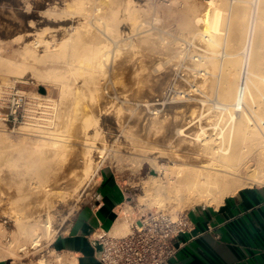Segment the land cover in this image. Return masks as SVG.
I'll return each instance as SVG.
<instances>
[{
	"label": "rangeland",
	"instance_id": "374dc122",
	"mask_svg": "<svg viewBox=\"0 0 264 264\" xmlns=\"http://www.w3.org/2000/svg\"><path fill=\"white\" fill-rule=\"evenodd\" d=\"M78 1L80 0H0V95L3 91H6L9 86L17 84L21 89H23L26 92L27 96L29 97V101L31 100L35 101L37 98L43 97L49 99L51 103L54 104L55 106V117H54V121L52 122L53 124L51 123L52 125H47L48 127L46 125L42 126L43 130L47 132L51 130L53 133L50 131L48 133L47 132L44 133L40 125L39 127L38 125L36 126L35 124H33V126L29 124L27 125V121L20 122L15 126L6 124L4 122H1L0 124V174L1 176L2 174L3 175L5 174L4 179L0 178V239L2 240L3 243H5L8 239L19 238L18 232L16 230L18 226L17 225L18 216H21V218L23 217L22 221L33 218L44 219V217L48 213L52 217V227H51L52 233L49 239L44 240L40 246H36L35 248L30 249V251L27 252V254L26 252H21V259L17 258L15 262H12L13 260L1 261L0 264H11V263L20 264V261L26 262L28 264H35L37 259L44 260L43 258L44 256L46 257L45 260L49 264H57L59 258H62V262L60 264H70L74 262L73 259L69 257V255L68 256L62 255V257L61 255H57L56 253H54L52 256L47 255V249L52 248L51 242L55 238V236H57L59 233L67 229L76 210L83 204L86 198L95 189L101 168L107 164L113 166L119 177L123 180L124 184L129 188L128 192L131 198V205L134 206V208L128 207V210L130 211V213H134V215L130 214L129 216L122 219L127 223L128 227H129V223L133 220L134 216H136L138 212H146L157 208L164 209L173 214L182 211L187 212L190 207L195 206L197 204L191 206L190 205L180 206L176 204L175 201H170V202L166 201L165 203H163V205H160L153 197L147 195V191L145 187L146 178H150L152 175H154L158 181L165 183L167 181L166 178L168 177L167 176L168 172L171 173L172 171L170 170L174 169L172 165L173 164L172 159H169L171 154V149L169 150L170 146L167 147L168 154L161 153L162 152L161 138H163V135L165 133H168V135H173L171 140L174 141L175 143L181 144L179 148L182 149L183 147L189 146L188 140H192V138L194 139L198 137V135L201 133L202 127L204 128V133L201 134V137L217 138L219 136V132L221 131V128H223L226 125V121H227L226 112L222 113L219 110L215 109L214 106L218 102H224L228 100L229 99L228 97L231 95V93L232 94L234 93L235 88L233 89V87L235 85V82L233 83V78L234 81L237 80L238 71L240 68L239 67L240 57H241L239 56L241 55L239 52H241L240 49H242L243 46L242 45L243 43L241 42H243L242 40L244 39L243 32H245L243 29V27H245V25L243 26V23L245 24V22L243 21L244 18L243 17L241 19L239 18L238 23L237 22L231 23L232 21H234V17L232 19L231 16L236 14L235 16L237 20L239 16V11L237 12L238 13L237 16V13L234 12L235 11L234 9L237 7L236 9L237 11L240 8H243V6L246 7L248 5L247 6V10H248L250 7L249 4L244 3L243 5L242 4L243 2L241 3L239 0H238L239 2H236V0L234 1L226 0V2L225 0H218V1L217 0H116V1L111 0L110 7L106 9L98 10V6H99L98 0L95 1L89 0L88 3H86L88 0H85L86 5L85 4L84 5L86 7L84 6L83 9L78 7V5H75L76 2ZM214 2L217 3L219 2L218 6L217 3H215V6H213ZM234 2L237 4H235ZM228 3L230 5L232 4V6L235 5L237 6L235 7L230 6L232 11H229ZM238 3H241L242 6L240 7V4ZM71 4L72 6L69 7V5ZM224 4L225 6H223ZM128 6H131L130 8L132 10L133 8L135 9L133 10V12H137L136 9H138V14H140L141 17L139 18L140 22L138 20L137 21L138 23L136 22V24L137 25L139 24L138 26L142 25L143 27H145L144 25H146L147 29L141 26L140 28L135 23H132V21L133 22L135 21L132 18L127 17L126 20L125 17L127 15V10L125 9ZM216 6L219 7V9H221L220 10L221 14L225 11L224 13L225 16L223 21L221 20L222 25H220L221 27H219L220 30L219 29L214 30L215 36L217 35V31L219 32V35L216 36L220 40L219 45L215 46V48L211 46L212 49H210L209 47L210 45L203 36H200L201 34L199 35V32L203 31V29H205V31H208L211 28V13L213 12ZM77 7L79 9H77ZM111 7L113 8L115 7L114 11L110 10ZM195 9L196 11H194ZM263 9H264V4H263ZM96 10L99 12V15ZM96 12H97V16L95 15ZM121 14L123 15L120 17ZM196 14L198 16H196ZM226 14L228 15V17L230 15L231 19L226 17L227 16ZM109 15H111L112 17L110 18ZM116 16L118 21L116 19ZM145 16L148 17L145 18ZM190 17H192L193 23ZM198 17H201L203 21L202 22L197 21L194 23L195 19L193 18L197 19ZM225 17L228 19L229 23L231 24H228ZM120 19H123L124 21H120ZM113 21L115 25L112 24ZM144 21L146 22L149 21V22L146 23ZM222 22H224V25ZM226 22L228 25H231V27L225 24ZM79 23H81L82 26ZM90 23L92 26H90ZM196 23L198 25H194ZM86 24L88 26H86ZM93 24H96L97 28L94 27L96 25L93 26ZM235 24L236 25L238 24L237 25L238 29L234 27ZM102 25L105 28L102 27ZM110 25L111 26L113 25L114 27L113 26L110 27ZM192 25H194V27H192ZM226 25L228 27H225ZM132 26L133 29L131 28ZM186 26H188V28H186ZM90 27L92 28L94 27L95 29L94 28L92 29ZM128 27H130L131 30H129ZM224 28L227 33L223 31ZM234 28L236 32H233ZM81 29L83 30L81 31ZM116 29L118 33H115ZM122 30L126 34L122 32ZM263 30L264 29H262V32L264 33ZM90 31L92 33H89ZM106 31H110L111 33H114L115 38L113 37V34L110 33L108 35L109 32L106 33ZM196 31H197L196 34L197 36L195 35ZM150 32L153 33L151 34ZM94 33L95 34L98 33L96 34L98 36L100 34V39H98L99 38L98 36H94L95 35ZM143 33L144 34L150 33L149 36L150 42L143 40L144 39ZM233 33L237 35L239 33V36L238 37L235 36L236 37L235 38L233 37L234 36ZM80 34L83 35L84 37L88 34L87 37L89 38V40L88 38L87 39L85 38L86 40L85 41L84 37H82ZM91 34H93V36ZM227 34H230L229 37L232 35L231 36L232 39L231 37L228 38ZM263 35L264 34H261V37ZM90 36L91 38H95V39H91ZM79 39L83 40L82 43H79L80 41ZM108 39L112 41H109ZM133 39H136L137 42H135V40ZM233 39L234 42L232 41ZM126 41L127 43H125ZM164 41H167L168 43ZM258 41H260V39H258L257 42ZM26 42L28 43V45ZM100 42L101 44L102 43L107 44V47L103 49L105 53L103 57L104 60L105 58L106 60L104 61V66L102 68L100 67L94 68L93 72L95 71L94 72L95 74L92 72V74L90 75L88 74V72L84 73V75L81 76H78L76 74H75L76 76L75 75L73 76L72 73L69 74L66 73L67 71L63 65V63L66 60H70L71 58L73 59L81 55H86L88 53V47H90L93 43L99 44ZM151 42L154 43L151 44ZM163 42L165 45L163 44ZM261 42L262 40L259 43H255V44L261 45ZM43 43L46 44L44 45ZM52 43L53 44L57 43V45L56 44L52 45ZM160 43H162V45L164 46L162 47ZM231 44L233 47H231ZM130 45H133L135 48L133 49V46ZM152 45L157 47L153 49L154 46ZM26 46L32 47L31 49L34 50L35 52L34 55H39L40 53L39 60L43 58V62L42 60L37 61V63L35 64L36 66L32 67V69L35 68V70L39 68L41 72L39 71L40 73L38 75V72H36L38 70L32 71V69L29 67L28 70L23 75L20 76L19 75L16 76V74L8 75L6 71L11 61H18V60L20 61L25 56H27L26 59L32 60L30 58L32 57L31 55H33L31 52H30L31 54L29 53L25 54L24 49ZM56 46L58 47L61 46L60 48L61 53L60 51H58V53H60V55L63 56V57L60 56L61 60H58L60 57L57 58V60H55L56 59L55 57L54 59H52L54 53L50 54L48 52L50 54L49 56H47L48 54L44 53V51L46 52V49L48 51L52 49L53 50L57 49L58 47ZM70 46L71 48L68 49V47ZM34 47L37 48L34 49ZM151 47L153 50L151 49ZM223 47L225 49H223ZM257 47L258 49L255 48L254 51L258 53H256L257 56L254 55L253 60L255 62H258L259 58H261L260 62H264L262 61V59H264L263 58L264 48L261 49L260 46ZM80 48H84V49H80ZM231 48L233 53L232 51H230ZM20 49H22L24 52ZM66 49L69 54L67 52L66 54L64 53ZM213 49L217 52L218 55L215 54L216 52L213 53ZM69 50H71V52H69ZM15 51L18 54H16ZM236 51L237 52L239 51L238 52L239 54L236 53ZM63 53L65 54V56L67 55V57H65ZM71 53L72 54L75 53V54H73L72 56ZM12 54H13L12 58L15 57L14 58L15 60L10 57L12 56ZM198 56H201V58L203 56L204 60L203 59L201 60V58ZM47 57L48 59L44 60ZM231 57L233 59H231ZM257 57H258V61L256 60ZM133 58L135 62L133 61ZM137 58L140 59V61L141 60L142 61L141 62L138 61ZM46 61L48 65L46 66L47 68L45 66H42L44 62L46 63ZM214 62H216L217 64L220 63L222 65L219 66V64L218 65L214 64ZM54 63L58 65H55ZM124 63L125 65H123ZM140 63H142V65ZM228 63L229 65H227ZM127 64L129 65L126 66ZM130 64L131 67H129ZM232 64L235 65L233 66ZM232 66L235 68L231 69ZM60 68L63 70H61ZM133 68L135 69L141 68L140 69L141 72L140 70H135ZM45 69L48 71H46ZM42 70L44 73L42 72ZM234 70L237 73L234 72ZM48 72L52 73V74L49 73L51 75L49 77H48L49 75ZM208 72H211L210 74L214 73L213 76H211ZM41 73L42 75L44 74L43 75L44 79ZM64 73L65 75H63ZM93 74L95 76L98 75L100 77L98 76L95 77ZM203 75L205 76L206 79L203 78ZM229 75H231V77ZM86 76L87 78L85 79ZM137 76H139V78ZM6 77L9 78V81L7 82L8 84L4 82V79ZM91 77L95 79V82ZM210 77L211 79H209ZM55 78H59L61 82L60 80ZM96 78H102V80L100 81L99 79ZM202 78L203 80L204 79L205 80L204 81L200 80ZM82 79L84 80L82 81ZM225 79H227V81ZM70 80L72 83L70 82ZM63 81H65L66 84L63 83ZM92 81L94 82V85L92 84L93 83ZM96 81L97 84L98 83L101 84L95 86ZM134 81L136 82V84H133L135 83ZM209 81L211 84L209 83ZM195 83L196 85L200 86V88L202 89V92L199 94H197V92L194 91ZM207 83H209L211 86H209ZM73 84L76 87L73 86ZM64 86L67 87L66 89L69 90L73 89V91L72 92H70L69 90L64 91L63 90L65 89ZM97 86L98 88H102V89L98 90ZM192 86L193 89H191ZM230 87L231 89H229ZM79 88L82 89L83 92L81 90H77ZM74 90H76L77 92ZM179 91L186 92L188 95L182 96L181 93H178ZM93 92L96 93L94 94ZM66 93H67V97H63V94L64 96H66ZM76 93L77 94L81 93V94L77 95ZM225 95L227 96L225 97ZM63 98L64 99L68 98L67 99L68 101L66 99L64 100ZM73 101L74 103L75 101H78V105L75 103V106L77 105L76 107L73 105L74 104ZM72 105L73 107L71 108ZM77 107L80 113L77 111ZM103 107L104 108L106 107L105 109L107 110V112L106 110H104ZM73 108H76L75 113H73L74 112ZM88 108L91 110H89ZM83 110L85 111L83 112ZM87 111H89L91 115L93 113V116L94 115L96 116L95 117L96 122L93 121L94 120L93 116L90 115L89 117L90 113H87ZM83 115L84 117L86 115L87 116L84 118ZM79 116H81L82 119ZM73 118L74 119L78 118L77 119L78 124L77 122H74ZM70 119H72L74 122V123L72 122L73 123L72 125H75L76 123V125L79 126L80 124L79 127L81 130H79V127L75 126L73 129H71V132L68 131L70 129L67 128L68 125L65 127V124H68L69 122L70 124L69 126H71V122L69 121ZM79 119L82 121H79ZM66 121L68 122L66 123ZM22 123L25 125H23ZM186 124H191L188 128H186L187 135L183 137L178 136L176 132L177 129L180 126H184V125L186 126ZM20 125H22L21 126L22 129L19 128ZM63 126L67 128V131ZM37 127L39 129L35 130V128ZM65 132L66 133L69 132L67 133L68 136L67 134H65ZM74 133H76V136L73 135L74 138H72L70 134H74ZM86 133L88 134L86 135ZM54 135L56 137H54ZM89 135L92 136V137L90 136L92 139H94L93 137H95L94 140L95 142L93 141L95 144L92 142V139L89 141H91L93 144H90V142L83 143L87 146V150H85L86 146L83 145L81 141L82 142L86 141V138L83 139V137L85 136L89 137ZM43 137H45L44 138L45 143L42 145V149L40 150L39 154L42 155L43 157H46L48 161H51L50 163L51 169L47 170L46 172L42 171L44 173L42 175L39 174V176H32L30 173L25 174L26 177L31 178L30 181L33 183V186L36 185L35 182H37V186L34 188V191L30 193V195L27 198H25L23 195L25 194L24 191H20L19 186H17L19 185L18 178H12L11 177L12 171L8 170L7 168H6L7 170L4 172L1 170L5 169L4 162L7 156L16 153V151L19 149H24L25 148L24 146L26 144L32 145L34 143L33 140L43 143L44 142L42 139ZM52 138L54 140L53 141L51 140L52 142L51 141L49 142L50 143L49 146L52 147L49 148L47 147V145L49 144L47 142ZM61 138L63 139L68 138L67 139L68 141L69 138L70 139L72 138V141H74V143H72L71 140L70 142H68L66 139L63 140ZM61 140H63V143H61ZM148 140L150 141L148 142ZM66 141L67 143L65 144L64 142ZM145 141L148 145L144 144ZM158 143H160L159 144L160 146L158 145ZM71 144H73V146ZM142 144H144L146 147H144V145ZM57 145L59 147L60 145L61 146L68 145L69 154L66 153L67 150L65 151V149L68 146L66 147L63 146L65 148L64 149L65 152L61 153L63 151L56 150L58 147L55 149L54 146ZM80 145L85 147H81ZM91 145L92 147L95 146L93 149V153L91 149L92 147H90ZM63 147H60L58 149H63ZM154 147L157 148L155 149ZM45 148L47 150H44ZM49 149L55 152H51L49 151ZM75 149H77L79 152L77 153V150L75 151ZM70 150H72L71 151L72 153H70ZM58 151L60 152V156H63V154L65 153L67 154L66 156L68 157V160H66L67 157H63V159H65L67 163L65 162V160L64 161L59 160L61 158L59 156ZM153 151L155 152L153 153ZM180 152L183 151L181 150ZM145 154L150 155L152 157L156 155L155 157L157 159L155 157L153 158L156 159L157 163H159L160 167L162 168L156 171H152V165H151L152 163L150 161L148 162L145 161L143 163V166L140 169H138L135 166L136 164L131 160V158L139 159L142 158ZM161 154L163 156H161ZM56 158H58V160ZM60 161L61 163H59ZM87 161H89L90 163ZM171 175L174 177L175 173H172ZM30 181L22 184L23 188L26 189L30 185L31 183ZM253 185H260V184L255 183ZM200 204H206V203H200ZM34 213L35 215H33ZM27 216H29V218H27ZM1 223L4 224L2 225ZM128 227H127V231H128ZM127 231L122 235L126 234Z\"/></svg>",
	"mask_w": 264,
	"mask_h": 264
},
{
	"label": "bare ground",
	"instance_id": "6f19581e",
	"mask_svg": "<svg viewBox=\"0 0 264 264\" xmlns=\"http://www.w3.org/2000/svg\"><path fill=\"white\" fill-rule=\"evenodd\" d=\"M95 1V0H94ZM114 1V0H113ZM116 1V0H115ZM218 1V0H217ZM234 1V0H233ZM232 1V3H233ZM243 5L244 3H247L250 5L249 9L247 10V6H243V8H240L239 10L236 11L237 7L234 9L235 11L234 12H238L239 11V16H238V13H237V20H236V14L232 15L231 18L233 19L234 17V21H232L231 23L233 22H239V18L241 19L242 17L244 18V22L245 24L243 23V26L245 25V27H243L244 31V39L242 45V49L241 52H239L241 55L240 57V68H239V71H238V76H237V80L234 81V78H233V83L235 82V85L233 87L234 89V93L232 94L231 92V95L227 98L228 100L224 101V102H218L214 108L219 110L220 112L222 113H225L227 114V121H226V125L221 128V131L219 132V136L217 138H208V137H201V134L204 133V128L202 127V130H201V133L198 135V137L196 138H192V140H188L189 142V146H186V147H183L182 149L179 148V146L181 144H178V143H175L174 141L171 140V138L173 137V135H168V133H165L163 135V138H161V141H162V154H168V151H167V147L170 146L169 150L171 149V154H170V157L169 159H172V165H173V170H170L172 171L171 173L168 172V177L166 178L167 181L164 183V182H160L156 179V177L154 175H152L150 178H146L145 179V187H146V191H147V195L150 196V197H153L157 203H159L160 205H163V203H165L166 201L170 202V201H175L176 204L180 205V206H183V205H195V204H200V203H206V204H214L216 206L220 205L224 199L227 197V196H230V195H234L236 194L239 190H241L242 188L244 187H247V186H251L255 183H259L260 185L261 184H264V62H260L261 61V58H259V61H258V57H257V61L258 62H255L253 59H254V55H256V51L255 48L258 49L257 46H260L261 49L264 48V42H263V36L261 37V34H264L262 32V29H264V9H263V4H264V0H239ZM238 0H236V2H239ZM85 0H80L78 2H76L75 5H78V7H80L81 9H83V7L86 5L85 4ZM89 0L86 2L88 3ZM97 2V1H96ZM226 2V0H225ZM94 3V2H93ZM98 3H99V6H98V10H102V9H106L108 7L111 6V0H98ZM116 3V2H115ZM215 3L217 2H214V5L215 6ZM219 3V2H218ZM218 3H217V6H218ZM235 3V2H234ZM241 3H238L240 4V7L242 6ZM85 4V5H84ZM226 4V3H225ZM225 4L223 6H225ZM229 4V3H228ZM227 4V5H228ZM237 4V3H235ZM88 5V4H87ZM234 5V4H233ZM72 6L69 5V7ZM215 7V9L213 10V12L211 13V28L208 30V31H205V29H203V31H200L199 32V35L200 36H203L206 41L208 42V44L210 45V49L211 46L215 48V46H218L219 45V39L216 37L217 35H219V32L217 31V35L215 36V31L214 30H218L219 27H221L220 25L221 24V20L223 21L224 19V16H225V11L221 14L219 7ZM232 4L228 5V8H229V11H232L231 7ZM237 6V5H235ZM235 6H232V7H235ZM77 7V9H79ZM86 7V6H85ZM89 7V6H88ZM131 6H128L125 10H127V15H126V20H127V17L128 18H132L134 19L135 21L132 23H135L139 20V18L141 17L140 14H138V9H136L137 12H133V10H135L133 8V10L130 8ZM115 8V7H114ZM114 8L111 7L110 10L114 11ZM214 8V7H213ZM54 9V8H53ZM117 9V8H116ZM120 9V8H119ZM226 9V8H225ZM224 9V10H225ZM231 9V10H230ZM121 10V9H120ZM119 10V11H120ZM81 11V10H80ZM97 11V10H96ZM123 11V10H122ZM196 11V9L194 10ZM222 11H223V8H222ZM94 12V10H93ZM98 12V11H97ZM97 12L95 13V15L97 16ZM193 12V11H192ZM198 12V11H197ZM78 13V12H76ZM83 13V12H81ZM112 13V12H111ZM121 13V12H120ZM140 13V12H139ZM155 13V12H154ZM228 13V11H227ZM28 14V13H27ZM103 14V13H101ZM100 14V16H101ZM105 14V13H104ZM107 14V12H106ZM117 14V13H116ZM126 14V12H125ZM124 14V15H125ZM224 14V15H223ZM98 15H99V12H98ZM123 14L120 15V17L122 16ZM147 15V14H146ZM223 15V16H222ZM227 15V14H226ZM231 15V13H230ZM230 15L228 17V15L226 17L230 18ZM28 16V15H27ZM144 16V14H143ZM154 16V15H153ZM190 16V15H189ZM194 16V15H193ZM196 16H198L196 14ZM86 17V16H85ZM99 17V16H98ZM103 17V15H102ZM109 17L111 18L112 16L109 15ZM115 17V16H114ZM118 17V18H120ZM148 17V16H145V18ZM225 17V19L227 20L228 24H231L229 23L228 19ZM108 18V17H107ZM143 18V17H142ZM144 18V19H145ZM191 20H192V17H190ZM230 18V19H231ZM83 19V18H82ZM88 19V17H87ZM105 19V17H104ZM103 19V20H104ZM116 19H117V16H116ZM124 19V18H123ZM123 19H120V21H124ZM195 19L194 20V23L195 22H202L203 19H201V17H198L197 19L196 18H193ZM85 20V19H84ZM102 20V19H101ZM110 20V19H108ZM115 20V19H114ZM125 20V21H126ZM131 20V19H130ZM150 20V19H149ZM153 20V19H152ZM225 20V21H226ZM254 20V21H253ZM79 21V20H78ZM87 21V20H86ZM93 21V20H92ZM91 21V22H92ZM118 21V19H117ZM251 21L253 22V26H252V38H251V42L250 44L248 45V37H249V30H250V26H251ZM111 22V21H110ZM140 22V20H139ZM142 22V21H141ZM146 22V21H144ZM149 22V21H147ZM146 22V23H147ZM190 22V21H189ZM227 22L225 24H227ZM102 23V22H101ZM120 23V22H119ZM138 23V22H137ZM192 23H193V20H192ZM223 25H224V22H222ZM81 24V23H79ZM112 24H114V21L112 22ZM121 24V23H120ZM190 24V23H189ZM200 24V23H199ZM227 24V25H228ZM96 25V24H93V26ZM115 25V24H114ZM117 25V24H116ZM119 25V24H118ZM122 25V24H121ZM137 25V24H136ZM139 25V24H138ZM137 25V26H138ZM194 25H198L197 23L194 24ZM194 25H192V27H194ZM225 26V27H228L231 25H228V26ZM238 25V24H237ZM235 24L234 27H236L238 29V26ZM31 26V25H30ZM73 26V25H72ZM82 26V24H81ZM85 26V25H84ZM86 26H88L86 24ZM90 26L91 23H90ZM113 26V25H112ZM110 25V27H112ZM130 26V25H129ZM141 27H143L142 25H140ZM138 26V27H140ZM145 29H147L146 25H144ZM97 28V25L94 26ZM93 27V28H94ZM102 27H104L102 25ZM114 27V26H113ZM140 27V28H141ZM169 27V26H168ZM74 28V27H73ZM72 28V30H73ZM86 28V27H85ZM92 28V27H90ZM92 28V29H93ZM101 28V27H100ZM105 28V27H104ZM129 30H131V28L133 29V26L130 28L128 27ZM142 28V29H143ZM171 28V27H170ZM186 28H188V26H186ZM223 28V27H222ZM70 29V28H69ZM95 29V28H94ZM102 29V28H101ZM114 29V28H113ZM193 29V28H192ZM198 29V28H196ZM200 29V28H199ZM83 29H81L82 31ZM98 30V29H97ZM107 30V29H106ZM109 30V29H108ZM119 30V29H118ZM169 30V29H168ZM220 30V29H219ZM228 30V29H227ZM67 31V30H65ZM71 31V30H70ZM87 31V30H86ZM93 31V30H92ZM95 31V30H94ZM101 31V30H99ZM111 31V29H110ZM110 31H106L109 32L108 35L111 33ZM117 31V29H116ZM115 33H118V31ZM189 31V30H188ZM222 31V30H221ZM220 31V32H221ZM225 31V28L224 30ZM243 31V30H242ZM264 31V30H263ZM69 32V31H68ZM122 32H124L122 30ZM140 32V31H139ZM148 32V31H147ZM190 32V31H189ZM226 32V31H225ZM233 32H236L235 31V28H234V31ZM89 33H92L91 31ZM125 33V32H124ZM128 33V31H127ZM141 33H142V30H141ZM140 33V34H141ZM151 33V32H150ZM150 33L149 34H144V41H149V36H150ZM153 33V32H152ZM151 33V34H152ZM191 33V32H190ZM193 33H194V30H193ZM227 33V32H226ZM261 33V34H260ZM30 34V33H29ZM32 34V33H31ZM34 34V33H33ZM67 34V33H66ZM95 34V33H94ZM98 34V33H96ZM94 35V36H98V35ZM113 34V37L115 36L114 33H111ZM121 34V33H119ZM126 34V33H125ZM197 34V31L195 33V35ZM222 34V33H221ZM232 34V33H230ZM230 34H227L228 38ZM234 34V33H233ZM28 35V34H27ZM38 35V34H37ZM74 35V34H73ZM81 35V34H80ZM93 36V34H91ZM154 35V34H153ZM168 35V34H167ZM194 35V34H192ZM198 35V36H199ZM29 36V35H28ZM82 37H84L83 35H81ZM88 34L84 37V40L85 38L87 39L88 37ZM103 36V35H101ZM190 36V35H189ZM197 36V35H196ZM226 36V34H225ZM238 37L239 36V33L238 35L237 34H234L233 37ZM55 37V36H53ZM57 37V36H56ZM100 39V34L98 36ZM111 37V36H110ZM235 37V38H236ZM37 38V37H36ZM40 38V37H39ZM52 38V37H51ZM73 38V37H72ZM81 38V37H80ZM91 38V36H90ZM97 38V37H96ZM106 38V37H104ZM109 38V37H108ZM112 38V37H111ZM115 38V37H114ZM131 38V37H130ZM135 38V37H134ZM152 38V37H151ZM154 38V37H153ZM160 38V37H159ZM194 38V37H192ZM203 38V39H204ZM225 38V37H223ZM234 38V39H235ZM56 39V38H55ZM76 39V38H75ZM74 39V40H75ZM83 39V38H82ZM91 39H95V38H91ZM113 39V38H112ZM132 39V38H131ZM140 39V38H139ZM227 39V38H226ZM225 39V40H226ZM232 39V37H231ZM230 39V40H231ZM234 39L232 40L234 42ZM260 39V41L262 40L261 42V45L260 44H255V43H259L260 41L257 42V40ZM42 40V39H41ZM50 40V38H49ZM80 40V39H79ZM89 40V38H88ZM109 41H112L110 39H108ZM107 40V41H108ZM136 41V39H133ZM162 40V39H161ZM167 40V39H165ZM198 40H199V37H198ZM229 40V39H228ZM38 41V40H37ZM55 41V40H54ZM77 41V40H76ZM83 40H80L79 43H82ZM86 41V40H85ZM96 41V40H95ZM104 41V40H103ZM115 41V40H114ZM118 41V39H117ZM120 41V40H119ZM131 41V40H130ZM129 41V42H130ZM227 41V40H226ZM225 41V42H226ZM60 42V41H59ZM98 42V41H97ZM124 42V41H123ZM150 42V41H149ZM164 42H167V41H164ZM163 42V44H164ZM237 42V41H236ZM27 43V42H26ZM74 43V41H73ZM106 43V41H105ZM105 43H102L101 42L99 44L97 43H93L90 47H88V53L86 55H81L79 57H76V58H71L70 60H66L63 65L66 69V73H72L73 76L76 74L78 76H81V75H84V73L88 72V74H92L94 68H102L104 66V48L107 47V44ZM109 43V42H107ZM127 43V41L125 42ZM139 43V42H138ZM154 43V42H153ZM151 42V44H153ZM158 43V42H157ZM168 43V42H167ZM204 43V42H203ZM227 43V42H226ZM44 44V43H43ZM42 44V46H43ZM46 44V43H45ZM44 44V45H45ZM57 45V43H54ZM52 43V45H54ZM101 44V45H100ZM118 44V43H116ZM161 46L163 47L164 45H162V43H160ZM26 45V44H25ZM28 45V43H27ZM33 45V44H32ZM41 45V44H40ZM59 45V44H58ZM77 45V44H76ZM114 45V44H113ZM120 45V44H119ZM144 45V44H143ZM147 45V44H146ZM149 45V44H148ZM156 45V44H155ZM237 45V44H236ZM256 45V46H255ZM23 46V44H22ZM39 46V45H38ZM37 46V47H38ZM47 46V45H46ZM73 46V45H72ZM125 46V45H124ZM130 46H133V45H130ZM154 46V45H152ZM36 47V48H37ZM54 47V46H53ZM52 47V48H53ZM58 47V46H56ZM114 47V46H113ZM157 46H154V48H156ZM159 47V45H158ZM231 47L232 44H231ZM22 48V47H21ZM24 48V47H23ZM32 47L30 46H26L24 51H25V54L26 53H29V54H33L31 55L32 57H30L32 60L30 59H26L27 56L23 57L22 60H17L18 61H11V63L9 64V67L7 68V74L8 75H14L16 74L17 75H23L27 70L28 68L30 67L32 69V67L36 66L35 64L37 63V61H41L43 62V58L41 60H39V55H34L35 52L34 50L31 49ZM34 47V49H36ZM51 48V47H50ZM60 48L61 46H59L57 49H52L50 51H48L46 49V52L44 51V53L48 54L47 56H49L50 54L54 53V56L52 59H54V57L56 58L55 60H57V58H59L61 55V51H60ZM67 48V47H66ZM70 47H68V49H70ZM128 48V47H127ZM126 48V49H127ZM135 47L133 46V49ZM78 49V48H77ZM80 49H84V48H80ZM152 49V47H151ZM152 49V50H153ZM171 49V47H170ZM223 49H225L223 47ZM22 50V49H20ZM113 50V49H112ZM111 50V51H112ZM156 50V49H155ZM237 50V49H235ZM250 50V54H249V59H248V67L246 69V72L242 78V74H243V63H244V58H245V54ZM264 50V49H263ZM23 51V50H22ZM23 51V52H24ZM58 51H60V53H58ZM118 51V50H117ZM121 51V50H119ZM157 51V50H156ZM163 51V50H162ZM219 51V50H218ZM230 51H232V48L230 49ZM259 51V50H258ZM262 51V50H260ZM19 52V51H17ZM22 52V53H23ZM31 52V53H30ZM50 54H49V53ZM67 52V49L66 51L64 52L66 54ZM69 52H71V50H69ZM75 52V51H74ZM108 52V51H107ZM116 52V51H115ZM216 51L213 49V53H215ZM224 52V51H223ZM227 52V51H226ZM236 51V53H238ZM16 53V51H15ZM21 53V52H20ZM58 53V54H57ZM63 53V54H64ZM68 53V52H67ZM82 53V52H81ZM84 53V51H83ZM109 53V52H108ZM118 53V52H117ZM121 53V52H120ZM210 53H211V50H210ZM233 53V51H232ZM238 53V54H239ZM261 53V52H260ZM18 54V53H16ZM15 54V55H16ZM37 54V52H36ZM64 54V56H65ZM69 54V53H68ZM72 54V53H71ZM75 54V53H73ZM72 54V56H73ZM79 54V53H77ZM216 55L217 52L215 53ZM235 54V53H234ZM21 55V54H20ZM109 55V54H108ZM111 55V53H110ZM116 55V54H115ZM130 55V54H129ZM202 55V54H201ZM213 55V54H212ZM71 56V57H72ZM107 56V55H106ZM133 56V55H132ZM214 56V55H213ZM220 56V55H219ZM257 56V55H256ZM255 56V58H256ZM5 57V56H4ZM11 58L13 57V54L12 56H10ZM19 57V56H18ZM43 57V55H42ZM52 57V56H51ZM63 57V56H61ZM61 57L58 59V60H61ZM67 57V55L65 56ZM201 58V56H198ZM207 57V56H206ZM215 57V56H214ZM260 57V56H259ZM10 58V59H11ZM15 58V57H14ZM12 58V59H14ZM20 58V57H19ZM41 58V57H40ZM204 57L202 56L201 60L203 59ZM211 58V56H210ZM213 58V57H212ZM264 58V57H263ZM48 59L45 58L44 60ZM50 59V58H49ZM65 59V58H63ZM108 59V57H107ZM123 59V58H121ZM131 59V58H130ZM129 59V60H130ZM231 59H233L231 57ZM15 60V59H14ZM138 61H140V59L137 58ZM204 60V59H203ZM131 61V60H130ZM129 61V62H130ZM133 61L135 62L134 58H133ZM132 61V62H133ZM142 61V60H141ZM140 61V62H141ZM144 61V60H143ZM198 61H199V58H198ZM236 61V60H235ZM262 61H264V59H262ZM117 62V61H116ZM125 62V61H124ZM204 62V61H202ZM200 62V63H202ZM232 62V60H231ZM40 63V62H38ZM57 63V62H56ZM54 63L55 65H58ZM128 63V62H127ZM46 64V65H44ZM44 64L42 66H48L47 65V61L46 63L44 62ZM50 64V63H49ZM106 64V63H105ZM108 64V63H107ZM119 64V63H118ZM142 65V63H140ZM139 64V65H140ZM204 64V63H203ZM214 64H217L216 62H214ZM219 66H221L222 64L218 63ZM217 64V65H218ZM125 65V63L123 64ZM129 64H127L126 66H128ZM140 65V66H141ZM229 65V63L227 64ZM233 65V64H232ZM235 65V64H234ZM233 65V66H234ZM41 66V65H40ZM41 66V67H42ZM50 66V65H49ZM115 66V65H114ZM118 66V65H117ZM231 66V64H230ZM235 68V67H233ZM131 67V64L130 66ZM229 67V66H227ZM226 67V69H227ZM38 68V66H37ZM47 68V67H46ZM50 68V67H49ZM142 68V67H141ZM140 68V69H141ZM159 68V67H158ZM238 68V66H237ZM61 69V68H60ZM64 69V70H65ZM127 69V67H126ZM135 69V68H133ZM140 69H135V70H140ZM229 69V68H228ZM36 71L38 72V75L39 73L41 72L38 69L35 70L32 69V71ZM44 70V69H43ZM42 70V72H43ZM46 70V69H45ZM54 70V69H53ZM53 70H50V71H53ZM63 70V69H61ZM97 70V69H96ZM117 70V68H116ZM130 70V69H129ZM5 71V70H3ZM40 71V72H39ZM48 71V70H46ZM59 71V69H58ZM132 71V70H131ZM134 71V70H133ZM232 71V70H231ZM95 72V71H94ZM93 72V73H94ZM141 72V70H140ZM207 72V71H205ZM234 72H236L234 70ZM44 73V72H43ZM51 73V72H48V74ZM61 73V72H60ZM59 73V74H60ZM104 73V72H103ZM107 73V72H106ZM203 73V72H202ZM209 74L211 72H208ZM226 73V72H225ZM230 73V72H229ZM237 73V72H236ZM32 74V73H31ZM36 74V73H34ZM52 74V73H51ZM57 74V73H56ZM58 74V75H59ZM66 74V75H68ZM95 74V73H94ZM93 74V75H94ZM198 74V73H197ZM204 74V73H203ZM214 74V73H213ZM213 74H210L211 76H213ZM33 75V74H32ZM42 75V73H41ZM44 75V74H43ZM42 75L43 79H44V76ZM55 75V74H54ZM61 75V74H60ZM65 75V73L63 74ZM75 75V76H76ZM106 75V74H105ZM51 76L50 74L48 75V77ZM71 76V75H70ZM77 76V77H78ZM95 76V75H94ZM98 76V75H96ZM95 76V77H96ZM102 76V75H101ZM108 76V75H107ZM132 76V75H131ZM150 76V75H149ZM231 77V75H229ZM41 77V78H42ZM56 77V76H55ZM100 77V76H98ZM116 77V76H115ZM120 77V76H119ZM133 77V76H132ZM139 78V76H137ZM209 77V76H208ZM37 78V76H36ZM39 78V77H38ZM52 78V77H51ZM68 78V77H67ZM87 78V76L85 77V79ZM92 78V77H91ZM203 78H205V76L203 75ZM200 79V80H203ZM55 79H58L60 80L59 78H55ZM77 79V78H76ZM74 79V80H76ZM93 79V78H92ZM96 79H99L100 81L102 80V78H96ZM121 79V78H120ZM153 79V78H152ZM206 79V78H205ZM204 79V80H205ZM211 79V77L209 78ZM215 79V77H214ZM230 79V78H228ZM65 80V78H64ZM72 80V79H71ZM70 80V82H71ZM73 80V81H74ZM84 79H82L83 81ZM88 80H91V79H88ZM87 80V81H88ZM94 82H95V79H93ZM122 80V79H121ZM124 80V79H123ZM132 80V79H131ZM203 80V81H204ZM227 81V79H225ZM9 81V78H5L4 79V82L6 84H8L7 82ZM104 81V80H103ZM25 82V81H24ZM61 82V80H60ZM90 82V81H89ZM93 82V81H92ZM94 82L92 83L94 85ZM107 82V81H106ZM135 82V81H134ZM201 82V81H200ZM207 82H208V79H207ZM63 83H65V81H63ZM61 83V84H63ZM72 83V82H71ZM85 83V82H83ZM105 83V82H104ZM141 83V82H139ZM198 83V82H197ZM206 83V82H204ZM210 83V81H209ZM209 83H207L209 86H211ZM66 84V83H65ZM64 84V85H65ZM101 83H98L97 84V81H96V85H99ZM106 84V83H105ZM110 84V83H109ZM133 84H136L133 83ZM203 84V83H202ZM213 84V83H212ZM229 84V83H228ZM89 85V84H88ZM91 85V84H90ZM108 85V84H107ZM142 85V84H141ZM230 85V84H229ZM63 86V85H61ZM67 86V85H66ZM70 86V85H69ZM73 86H75L73 84ZM110 86V85H109ZM138 86V84H137ZM205 86V85H204ZM65 87V86H64ZM76 87V86H75ZM81 87V86H79ZM228 87V86H227ZM67 87H65V89H63L64 91H67L69 89H66ZM83 88V86H82ZM98 88V86H97ZM206 88V87H205ZM209 88V87H208ZM207 88V89H208ZM99 89H102V88H98ZM192 89V88H191ZM231 89V87L229 88ZM77 90H81L82 89H77ZM97 90V89H96ZM70 92L73 91V89H70L69 90ZM76 91V90H74ZM93 91V90H92ZM194 91L197 92V94L201 93L202 92V89L200 88V86L196 85V83L194 84ZM225 91H226V88H225ZM77 92V91H76ZM83 92V91H82ZM86 92V91H85ZM84 92V94H85ZM102 92V91H101ZM91 93V92H90ZM94 94L96 92H93ZM92 93V95H93ZM108 93V91H107ZM65 94V93H64ZM63 94V97H67V93H66V96H64ZM77 94V93H76ZM81 93L77 94V95H80ZM83 94V95H84ZM99 94V93H98ZM196 94V93H195ZM227 94V93H226ZM76 95V96H77ZM89 95V94H87ZM102 95V94H101ZM116 95V94H115ZM223 95V94H221ZM86 96V95H85ZM227 95H225L226 97ZM107 97V96H106ZM121 97V96H120ZM196 97V96H195ZM200 97V96H199ZM223 97V98H225ZM70 98V97H69ZM72 98V97H71ZM198 98V97H197ZM64 99V98H63ZM66 100L68 98H65ZM64 99V100H65ZM75 99V97H74ZM78 99V98H77ZM97 99V98H96ZM199 99V98H198ZM202 99V98H201ZM201 99H200V102H201ZM33 101V100H32ZM68 101V100H67ZM204 101V100H202ZM66 102V101H65ZM74 103V101H73ZM75 103L78 105V101H75ZM75 103L73 104L75 106ZM148 103V102H147ZM205 104V103H204ZM73 105L71 106V108L73 107ZM76 105V106H77ZM153 105V104H152ZM75 106V107H76ZM200 106V105H199ZM86 107V106H85ZM198 107V105H197ZM104 108V107H103ZM106 108V107H105ZM104 108V110H106ZM110 108V107H109ZM157 108V107H156ZM74 109V112L76 111V108H73ZM89 109V108H88ZM81 110V109H80ZM91 110V109H89ZM77 111H78V107H77ZM85 110H83L84 112ZM93 111V110H92ZM91 111V112H92ZM156 111V110H155ZM80 113V111H78ZM77 112V113H78ZM96 112V111H95ZM107 112V110H106ZM87 113H90L89 111H87ZM83 114V113H82ZM96 114V113H95ZM153 114V113H152ZM203 114V113H202ZM77 115V114H76ZM91 113L89 114V117H90ZM87 116V115H86ZM85 116V117H86ZM93 116V113L92 115ZM81 117V116H79ZM84 117V115H83ZM84 117V118H85ZM94 117V120H95V115L93 116ZM76 118V117H75ZM83 118V119H84ZM78 119V118H77ZM77 119H74V122H77ZM82 119V117H81ZM98 119V118H96ZM72 119H70L69 121L71 122V126H69V122L66 121V123L68 122V124H65V127L67 126V128H69L71 132V129H73L75 126L76 127H79L78 125H72L74 122H73ZM79 121H82L79 119ZM89 121V120H87ZM120 121V120H119ZM154 121V120H153ZM73 122V123H72ZM92 122V121H91ZM158 122V121H157ZM1 124V122H0ZM23 124V123H22ZM32 125L33 124L31 122H27V125ZM53 124V123H52ZM51 123L47 124V125H52ZM78 124V122H77ZM85 124V123H84ZM25 125V124H23ZM46 125V126H47ZM191 124H186V126H180L178 129H177V135L180 136V137H183L185 135H187V132H186V128H188ZM22 125H20V129ZM37 126V125H36ZM28 127V126H26ZM30 127V126H29ZM35 127V126H34ZM39 127V125H38ZM35 128V130H38L39 128ZM48 127V126H47ZM64 127V126H63ZM64 127V128H65ZM85 127V126H84ZM24 128V127H23ZM32 128V127H31ZM67 128L66 131H67ZM83 128V127H82ZM25 129V128H24ZM41 129H42V126H41ZM40 129V130H41ZM43 130V129H42ZM46 130H49V129H46ZM76 130V129H75ZM79 130L80 127H79ZM166 130V129H165ZM176 130V129H175ZM174 130V131H175ZM4 131V130H3ZM44 133L47 132L45 130H43ZM50 132H52L51 130H49ZM48 131V132H49ZM65 131V130H63ZM73 131V130H72ZM84 131V130H83ZM86 131V130H85ZM90 131V129H89ZM173 131V132H174ZM47 132V133H48ZM119 132V131H118ZM169 132V131H168ZM3 133V132H2ZM53 133V132H52ZM69 133V132H67ZM65 132V134H67ZM77 133V132H76ZM76 133L74 134H70L73 137L76 136ZM89 133V132H88ZM86 133V135L88 134ZM147 133V132H146ZM149 133V132H148ZM59 134V133H57ZM133 134V133H132ZM50 135V134H49ZM56 135V134H55ZM54 135V137H56ZM61 135V134H59ZM69 135V136H70ZM84 135V134H82ZM81 135V136H82ZM65 136V135H63ZM68 136V134H67ZM70 136V137H71ZM91 135H89V137L85 136L83 137L86 138V141L82 142L81 143H85V142H90V144H93L95 141V137H93L94 139H92L90 137ZM53 137V138H54ZM45 137H43V143L41 142H37L35 140L34 143L31 145V144H26L24 147V149H19L16 151V153H13L12 155H9L6 157L5 159V162H4V166H5V169H2L1 171H6L7 169L12 171V174H11V177L12 178H18V183L19 185V190L20 191H24L25 194L24 197L27 198L30 193H32L34 191V188L37 186V182L36 185L33 186V183L30 181L31 178L30 177H26L25 174H28L30 173L32 176H39L42 175L44 172H46L47 170H50L51 169V161H48V159L46 157H43L42 155L39 154L40 150L42 149V145L45 143V140H44ZM50 139L47 143H49L51 140L53 141L54 139ZM58 138V137H57ZM56 138V139H57ZM72 138L70 139L69 138V141L66 139L68 142H70V140L72 141ZM63 139V138H61ZM63 139V140H64ZM92 139V142L89 141ZM39 140V139H38ZM41 140V139H40ZM48 140V139H47ZM58 140V139H57ZM60 140V139H59ZM63 140H61V143H63ZM81 140V139H80ZM42 141V140H41ZM51 141V142H52ZM64 142L65 144L67 143ZM79 141V139H78ZM115 141V140H114ZM150 140H148L149 142ZM152 141V140H151ZM181 141V140H180ZM77 142V141H76ZM170 142V143H169ZM46 143V144H47ZM72 143H74V141H72ZM141 143V142H140ZM158 143V145L160 144ZM169 143V145H168ZM52 144V143H51ZM56 144V143H55ZM88 144V143H87ZM89 144V145H90ZM95 144V143H94ZM144 144H147L146 141L144 142ZM142 144V145H144ZM50 143L47 145V147L51 148L50 146ZM70 145V144H68ZM66 145V146H68ZM73 146V144H71ZM85 145V144H83ZM88 145V147H89ZM140 145V144H139ZM148 145V144H147ZM64 146V145H63ZM60 145V147H63ZM64 146V147H66ZM75 146V145H74ZM81 147H85V146H82L80 145ZM151 146V145H150ZM160 146V145H159ZM158 146V147H159ZM44 147V146H43ZM46 147V146H45ZM46 147V148H47ZM55 149L58 147L60 148L58 145L57 146H54ZM63 147V149H56V150H61L63 152L61 153H64L66 150V153L69 154V146L65 149ZM79 147V146H78ZM92 147V145L90 146ZM95 147V146H94ZM94 147H92V153H93V149ZM98 147V146H97ZM143 147V146H142ZM144 147H146L144 145ZM149 147V146H148ZM44 149V150H47V149ZM141 148V147H140ZM155 149L157 147H154ZM65 149V151H64ZM74 149V148H73ZM82 149V148H81ZM80 149V150H81ZM97 149V148H95ZM146 149V148H145ZM159 149V148H158ZM43 150V151H44ZM77 149H75L76 151ZM87 150V146H86V149ZM84 150V151H85ZM183 151V152H180V151ZM49 151H51L49 149ZM72 150H70V153ZM89 151V150H88ZM149 151V150H148ZM48 152V151H46ZM51 152H55V151H51ZM50 152V153H51ZM59 152V151H58ZM57 152V153H58ZM79 151L77 150V153ZM91 152V151H90ZM144 152V150H143ZM151 152V151H150ZM155 151H153L154 153ZM157 152V151H156ZM159 152V151H158ZM49 153V154H50ZM63 154V156H60V152H59V156L61 159L59 160H65L63 159V157H67L66 155L67 154ZM76 153V152H74ZM91 153V155H92ZM148 153V152H147ZM157 154V153H155ZM160 154V153H159ZM161 154V156H163ZM58 155V154H56ZM72 155V154H70ZM75 155V154H74ZM73 155V156H74ZM72 156V157H73ZM156 156V155H155ZM153 156V157H155ZM58 157V156H57ZM71 157V156H70ZM69 157V158H70ZM75 157V156H74ZM152 156L150 155H144L142 158H139V159H136V158H131V160L136 164L135 166L140 169L142 166H143V163L145 161H150L152 164V171H156V170H159L160 168V165L159 163H157L156 159L153 158ZM165 157V156H164ZM58 160V158H56ZM68 160V157L67 159ZM65 160V162H66ZM74 160V159H73ZM55 161V160H54ZM92 161V160H91ZM131 161V162H132ZM89 162V161H87ZM61 163V161L59 162ZM64 163V162H63ZM67 163V162H66ZM90 163V162H89ZM88 164V163H87ZM3 166V167H4ZM167 166V165H166ZM85 167H86V164H85ZM90 167V165H89ZM88 167V168H89ZM165 167V166H164ZM7 168V169H6ZM166 168V167H165ZM135 169V168H134ZM44 171V172H42ZM167 171V170H166ZM172 173H175V176L173 177L171 174ZM1 176V174H0ZM0 178H5V174L0 177ZM31 182L30 185L25 189L23 188L22 184L26 183V182ZM160 182V183H158ZM40 183V182H39ZM44 183V182H43ZM48 186V185H47ZM12 187V186H11ZM26 187V186H25ZM47 188V187H46ZM48 194V193H47ZM34 200V199H33ZM42 201V200H41ZM31 202V201H30ZM48 202V201H47ZM50 202V201H49ZM28 204V203H27ZM30 204V203H29ZM32 204V203H31ZM48 204V203H47ZM52 204V203H51ZM34 205V204H33ZM28 206V205H26ZM24 208V207H23ZM45 208V207H44ZM22 209V208H21ZM29 209V208H28ZM24 210V209H23ZM25 211V210H24ZM29 211V210H28ZM50 211V210H49ZM27 212V211H26ZM48 213V212H47ZM32 215V214H30ZM29 215V216H30ZM35 215V213L33 214ZM29 216H27V218H29ZM41 217V216H40ZM127 217V216H125ZM23 218V217H22ZM22 218L21 216H18V223H17V232H18V235H19V238L18 239H8L5 243L2 242V240L0 239V262L1 261H11L13 260L12 262H15L17 258H20L21 259V252H29L30 249L32 248H35L36 246H40L42 244V242L46 239H49L50 236H51V227H52V217L51 215L48 213L44 219H27V220H24L22 221ZM124 219V217H122ZM2 224V223H1ZM4 224V223H3ZM2 224V225H3ZM16 224V223H15ZM130 224V223H129ZM127 223L125 221H123L122 219H119L116 224H115V227H114V232L117 233V234H123L127 231ZM15 230V229H14ZM43 259H40L39 260V263L37 264H43ZM58 261H60V263L62 262V258H59ZM20 264H28L26 262H23V261H20ZM70 264H74V262L70 263Z\"/></svg>",
	"mask_w": 264,
	"mask_h": 264
},
{
	"label": "crops",
	"instance_id": "0c3cea01",
	"mask_svg": "<svg viewBox=\"0 0 264 264\" xmlns=\"http://www.w3.org/2000/svg\"><path fill=\"white\" fill-rule=\"evenodd\" d=\"M128 191L113 166H103L95 189L52 240V249L73 255L74 264H103L92 236L114 232L119 219L134 215ZM187 214L192 229L174 240L183 246L172 264H264V184L244 187L218 206L197 204Z\"/></svg>",
	"mask_w": 264,
	"mask_h": 264
},
{
	"label": "built area",
	"instance_id": "2783aa9c",
	"mask_svg": "<svg viewBox=\"0 0 264 264\" xmlns=\"http://www.w3.org/2000/svg\"><path fill=\"white\" fill-rule=\"evenodd\" d=\"M178 93L188 95L183 91ZM53 106L49 99L43 97L29 101L26 92L14 84L0 95V122L15 126L27 121L44 126L54 121ZM128 198L131 202L130 195ZM191 229L192 222L187 212L173 214L157 208L138 212L130 222L126 234L100 230L93 234L92 242L96 245L97 258L103 264H172L183 246L182 243L177 245L174 240ZM54 253L63 255L52 248L47 249V255L52 256ZM69 257L74 261L73 255ZM43 258V264H49L46 257ZM38 260L35 264L39 263Z\"/></svg>",
	"mask_w": 264,
	"mask_h": 264
},
{
	"label": "water",
	"instance_id": "95a60500",
	"mask_svg": "<svg viewBox=\"0 0 264 264\" xmlns=\"http://www.w3.org/2000/svg\"><path fill=\"white\" fill-rule=\"evenodd\" d=\"M254 21V20H253ZM252 26H253V22L251 21V26H250V30H249V37H248V45L251 42V38H252ZM249 54H250V50L245 54V58H244V63H243V74H242V78L246 72V69L248 67V59H249Z\"/></svg>",
	"mask_w": 264,
	"mask_h": 264
}]
</instances>
